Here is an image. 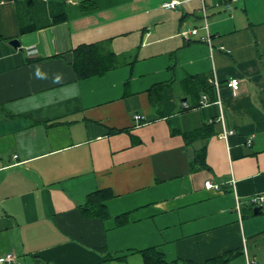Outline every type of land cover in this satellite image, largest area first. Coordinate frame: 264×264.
Segmentation results:
<instances>
[{
    "label": "crops",
    "instance_id": "crops-1",
    "mask_svg": "<svg viewBox=\"0 0 264 264\" xmlns=\"http://www.w3.org/2000/svg\"><path fill=\"white\" fill-rule=\"evenodd\" d=\"M168 1L0 0V264H264V0ZM95 43L115 67L80 79ZM97 190L105 219L81 210Z\"/></svg>",
    "mask_w": 264,
    "mask_h": 264
},
{
    "label": "trees",
    "instance_id": "trees-1",
    "mask_svg": "<svg viewBox=\"0 0 264 264\" xmlns=\"http://www.w3.org/2000/svg\"><path fill=\"white\" fill-rule=\"evenodd\" d=\"M66 12H59L53 22L60 21L63 17H65ZM73 61L72 65L75 69L78 77L80 79L88 78L96 75H103L110 69L115 67L116 61L112 57V54L105 53L100 44H83L78 46L73 50ZM197 81L193 83L194 92L199 96L202 93H213V84L209 81L207 77H199L196 79ZM165 84H158L154 88L151 89V96L154 97L160 94L163 86ZM155 101V99L153 98ZM212 125L206 124L200 130L187 135V140H193L198 137L207 138L212 133ZM206 145L204 144L196 153V161L199 163L201 167L206 166ZM109 190H97L91 193L88 197L86 203L81 207L82 213L85 217H100L107 218L109 217V212L106 206L105 201L108 198ZM145 257L147 263H170L166 259L162 257V254L154 248L146 249L141 251ZM239 254V252H229L224 257L219 258L214 261L213 264H226L229 260H231L234 256Z\"/></svg>",
    "mask_w": 264,
    "mask_h": 264
},
{
    "label": "built area",
    "instance_id": "built-area-1",
    "mask_svg": "<svg viewBox=\"0 0 264 264\" xmlns=\"http://www.w3.org/2000/svg\"><path fill=\"white\" fill-rule=\"evenodd\" d=\"M178 4V1L177 0H172V1H168V2H165L163 4V7L164 8H167V9H171V8H175ZM229 8H231L230 4L227 5ZM207 26V24H206ZM192 34H197L198 33V29L197 28H194L191 30ZM204 41H207V42H211V36L208 34L207 37H203L202 38ZM211 82L215 84L216 86V89H219L220 87V82L214 78L211 79ZM239 83L240 81L238 79H231L228 81L227 85L233 89H236L238 86H239ZM204 99L207 100V95H204ZM217 103H219L220 105L222 104L221 100L218 99L217 100ZM187 106V105H186ZM188 107V106H187ZM136 120H141V119H144L145 117L141 116V115H136L135 116ZM233 131H228V130H224L222 133H221V137L223 138H228V136L230 134H232ZM253 141V139H249L248 140V144H251ZM231 184L234 186L235 188V179H232L231 180ZM206 187L209 188V189H220L221 188V185L220 184H214L212 181H207L206 182ZM250 203L254 206H259V205H262L264 203V194L260 193V194H256L254 195L253 197H251L250 199ZM240 203L237 204V209L240 210ZM14 259V256L9 254L5 257V259L3 260H13ZM248 264H259L257 261L255 260H249L248 261Z\"/></svg>",
    "mask_w": 264,
    "mask_h": 264
},
{
    "label": "water",
    "instance_id": "water-1",
    "mask_svg": "<svg viewBox=\"0 0 264 264\" xmlns=\"http://www.w3.org/2000/svg\"><path fill=\"white\" fill-rule=\"evenodd\" d=\"M10 43H11V45H13L15 48H19V47L21 46V41H20V39H18V38L12 39V40L10 41ZM260 210H262V206H257V207L255 208V213H256V214L259 213Z\"/></svg>",
    "mask_w": 264,
    "mask_h": 264
}]
</instances>
